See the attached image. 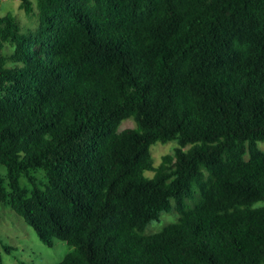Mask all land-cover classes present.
I'll return each instance as SVG.
<instances>
[{
  "label": "trees",
  "instance_id": "16d2710c",
  "mask_svg": "<svg viewBox=\"0 0 264 264\" xmlns=\"http://www.w3.org/2000/svg\"><path fill=\"white\" fill-rule=\"evenodd\" d=\"M18 7L37 24L0 15V202L71 246L57 264H264V0Z\"/></svg>",
  "mask_w": 264,
  "mask_h": 264
},
{
  "label": "rangeland",
  "instance_id": "374dc122",
  "mask_svg": "<svg viewBox=\"0 0 264 264\" xmlns=\"http://www.w3.org/2000/svg\"><path fill=\"white\" fill-rule=\"evenodd\" d=\"M19 0H0V15L10 12L16 16L23 27L34 30L37 24L36 10L31 14H26L22 8L18 7ZM135 122L132 117L123 119L117 126V130L126 127H134ZM177 143L174 140L166 142H156L150 146L151 159L157 165L163 154L172 153ZM258 146L264 149V141H258ZM6 172V168L0 165V174ZM147 176H152L153 171L144 172ZM178 214L175 210L162 212L158 221H153L147 225L145 232L152 233L161 229L169 222L176 220ZM4 245H10L13 249L5 251ZM71 249V246L64 240L55 238L53 245L48 246L40 240L34 229L25 220L16 214L8 205L0 202V252L2 264H57L64 254Z\"/></svg>",
  "mask_w": 264,
  "mask_h": 264
}]
</instances>
